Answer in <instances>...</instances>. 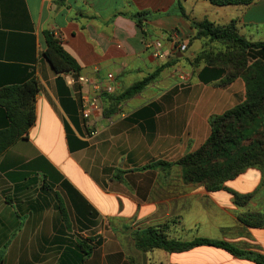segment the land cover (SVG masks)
<instances>
[{
    "label": "crops",
    "instance_id": "0c3cea01",
    "mask_svg": "<svg viewBox=\"0 0 264 264\" xmlns=\"http://www.w3.org/2000/svg\"><path fill=\"white\" fill-rule=\"evenodd\" d=\"M187 4L0 0V88L32 79L38 85L33 125L0 155V264H254L214 247L182 253L135 248L136 232L173 221L193 228L194 235L170 234L172 239L224 241L264 255V226L238 219L241 213L264 214L259 169L249 168L210 193L186 184L178 166L146 168L198 150L209 137L210 117L246 99L242 79L219 86L225 75L218 68L193 64L202 50L216 46L194 40L191 21L225 26L236 20L240 36L264 41V0L249 6ZM137 12L153 15L143 21V31L131 17ZM44 32L76 61L77 76H114L112 94L100 100L102 117L82 119L81 96L93 91L75 75L52 71L43 57ZM174 33L179 44L173 49L168 37ZM153 40L163 41L164 60L148 50ZM163 66L140 93L117 101ZM5 127L0 108V130ZM231 192L250 200L238 208Z\"/></svg>",
    "mask_w": 264,
    "mask_h": 264
},
{
    "label": "trees",
    "instance_id": "16d2710c",
    "mask_svg": "<svg viewBox=\"0 0 264 264\" xmlns=\"http://www.w3.org/2000/svg\"><path fill=\"white\" fill-rule=\"evenodd\" d=\"M215 7L249 6L253 0H203ZM179 14L185 17L180 4ZM136 26L143 31V21L153 18L149 12H137L131 16ZM196 34L194 40L205 39L209 47L195 57L193 64L218 68L224 79L219 86H225L237 78L246 88L245 101L222 115L209 119L210 134L206 142L195 152L188 153L174 163L157 162L146 168L178 166L186 184L198 185L213 193L223 189V184L242 174L249 168H257L264 174V41L250 42L240 36L237 21L225 26L215 25L207 20L191 21ZM46 49L43 57L52 71L60 76L79 75L81 70L76 61L68 55L60 41L51 32H44ZM167 67V66H166ZM165 68L130 87L117 101L132 98L140 93ZM38 92L35 79L20 85L0 88V108L4 110L7 127L0 130V155L19 139H24L35 121L34 97ZM234 205L243 208L250 196L231 192ZM241 223L257 228L264 226V214L241 213ZM169 225L162 224L138 231L133 235L135 248L147 253L162 250L167 253H182L197 247H214L234 258L254 264H264V255L241 250L224 241L195 238L188 242L170 238Z\"/></svg>",
    "mask_w": 264,
    "mask_h": 264
},
{
    "label": "built area",
    "instance_id": "2783aa9c",
    "mask_svg": "<svg viewBox=\"0 0 264 264\" xmlns=\"http://www.w3.org/2000/svg\"><path fill=\"white\" fill-rule=\"evenodd\" d=\"M176 33L171 34L168 39L173 43V49L179 44ZM148 50L152 55L160 60L167 57L166 51L163 49V41L153 40L147 45ZM114 76L107 74L104 80L93 81L85 76H77L76 82L79 85L88 86L93 91L90 97L81 96L80 114L83 120H95L97 117H102L103 107L101 104V97L103 95H110L113 92L112 83Z\"/></svg>",
    "mask_w": 264,
    "mask_h": 264
},
{
    "label": "rangeland",
    "instance_id": "374dc122",
    "mask_svg": "<svg viewBox=\"0 0 264 264\" xmlns=\"http://www.w3.org/2000/svg\"><path fill=\"white\" fill-rule=\"evenodd\" d=\"M187 2H188L187 5L189 7L190 0H187ZM204 3L207 4V6H210L207 1H204ZM168 225H169V229H168L169 236L172 235V236H176V237L181 236V238H190L191 236L194 235V229L193 228L190 229L188 226L185 227L183 223L179 222V223L175 224V221H173V222L168 223ZM173 231H175V232H173ZM203 257H204V255H203ZM208 257H210V256H208ZM217 259H219V257H217ZM158 261H159V259L157 257H155V262L157 263ZM174 264H177V263H174Z\"/></svg>",
    "mask_w": 264,
    "mask_h": 264
}]
</instances>
